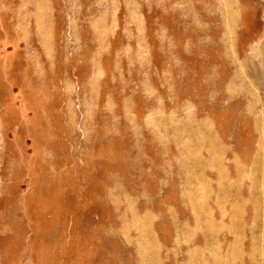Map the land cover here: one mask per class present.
<instances>
[{
	"label": "rangeland",
	"instance_id": "obj_1",
	"mask_svg": "<svg viewBox=\"0 0 264 264\" xmlns=\"http://www.w3.org/2000/svg\"><path fill=\"white\" fill-rule=\"evenodd\" d=\"M0 264H264V0H0Z\"/></svg>",
	"mask_w": 264,
	"mask_h": 264
}]
</instances>
